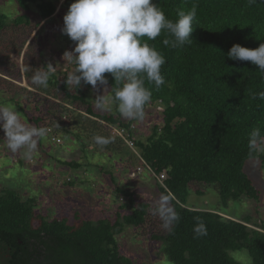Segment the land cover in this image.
<instances>
[{"label":"trees","instance_id":"16d2710c","mask_svg":"<svg viewBox=\"0 0 264 264\" xmlns=\"http://www.w3.org/2000/svg\"><path fill=\"white\" fill-rule=\"evenodd\" d=\"M14 1L23 13L9 19L0 11V96L17 106L21 99L27 100L29 110L35 111L31 122L43 120L54 135L76 132L82 147L126 153L127 168L147 167L156 180L164 173L166 178L162 183L157 180V186L165 204L142 201L134 190L116 187L121 203L112 217L70 221L39 213L34 200L1 190L0 264H136L117 247L115 237L124 226L160 243L159 251L172 264H239L229 252L241 249L252 264H264V224L186 206L191 187L198 195L205 187H214L224 208L244 197L259 199L244 165L264 148V139L253 145L250 136L259 128L264 137V100L258 96L264 92V74L248 61L228 60L227 53L234 44L255 49L264 43V0H152L172 21L194 5L197 14L192 43L166 46L163 40L171 37L165 31L154 40L142 38L166 61L161 66L165 84L157 89L154 83H144L150 101L165 104L162 125L144 142L133 139L131 126L137 120L124 119L118 111L114 115L96 111L86 100L83 81L79 88L69 85L66 73L58 79L42 61L40 23H33L26 12L35 4L41 22L47 24L58 5L52 0ZM72 2L62 0L59 7L66 14ZM39 68L49 74L46 88L31 82ZM103 75L114 99L122 84L109 73ZM110 126L126 128L135 150L113 136ZM94 136L110 143L97 145ZM173 213L179 219L164 228ZM200 223L206 236L194 231Z\"/></svg>","mask_w":264,"mask_h":264},{"label":"rangeland","instance_id":"374dc122","mask_svg":"<svg viewBox=\"0 0 264 264\" xmlns=\"http://www.w3.org/2000/svg\"><path fill=\"white\" fill-rule=\"evenodd\" d=\"M52 2L58 8L54 18L47 24L41 22L35 4H30L26 13L33 23H40L37 31L42 48V61L51 70V74L59 79L61 73L68 75L75 69L73 63L63 58V53L72 51L75 44L61 33L65 15L64 10L59 7L62 0ZM0 11L9 19L23 13L14 0H0ZM9 58L21 65V60L15 54H10ZM20 84L24 85L22 82ZM82 88L86 100L96 111L113 115L118 111V102L113 99L108 85L97 84L93 88L83 84ZM101 96L103 106L98 109L96 100ZM20 101L21 104L17 106L5 96H0V104L15 105L17 111L23 114L22 119L25 122L47 131L45 136L38 138L37 147L31 157L26 158L23 149L13 152L8 148L4 133L0 130V191L14 190L22 200H34L37 212L51 218L65 217L70 221L76 217L93 222L112 217L121 203L116 187L134 190L142 201L165 204L157 186L158 182L147 167L142 166L138 172L136 167H126V153L98 152L92 145L82 147V141L76 132L75 135L61 131L54 135L51 130L53 128L49 130L43 120L37 124L31 122L30 118L35 111L29 110L27 100L23 98ZM164 110V103L148 102L143 118L134 122L133 138L146 141L153 129L162 125ZM54 136L59 137L61 142L52 140ZM244 172L256 187L258 200L244 197L230 201L224 208L214 187H205L201 195L196 194L191 187L188 190L186 206L222 212L223 216L238 220L248 218L252 225L264 224V148L257 151V158L245 162ZM131 173H134V177ZM146 235H138L134 228L124 226L122 233L115 237L120 253L136 264H169L170 261L159 251L161 244L151 241ZM244 252L249 257L245 249L230 251L229 255L239 264H245L244 258L238 255Z\"/></svg>","mask_w":264,"mask_h":264},{"label":"clouds","instance_id":"9594fccd","mask_svg":"<svg viewBox=\"0 0 264 264\" xmlns=\"http://www.w3.org/2000/svg\"><path fill=\"white\" fill-rule=\"evenodd\" d=\"M249 3H255V0H249ZM196 14L197 7L194 5L187 12H178L177 20L172 21L152 0H74L63 16L61 28V33L75 44L72 51L63 53V58L75 65L66 83L79 88L83 81L96 88L97 84L108 83L103 74L109 73L117 83L122 84L114 92L119 114L129 120L142 119L144 106L151 99L150 90L144 86L145 80L154 83L157 89L164 85L161 66L166 62L164 56L142 38L154 40L165 31L171 37L163 40L166 46L176 48L192 43L190 36ZM227 59L248 61L264 74V43L255 49L234 44L227 53ZM48 79V72L39 68L35 70L31 82L46 88ZM258 96L264 100V92L258 93ZM97 98L96 107L99 109L103 106V97ZM22 115L15 105L0 104V130L8 148L13 152L23 149L25 157L30 158L38 138L45 136L47 129L28 124ZM56 126L59 127L58 124ZM250 136L253 145L258 139H264L259 128L254 129ZM93 139L101 146L110 143L102 136H94ZM178 219L173 213L163 227L169 228L171 220ZM194 231L197 236L207 235L203 223L198 224ZM238 255L244 258L245 264H251L246 252Z\"/></svg>","mask_w":264,"mask_h":264},{"label":"built area","instance_id":"2783aa9c","mask_svg":"<svg viewBox=\"0 0 264 264\" xmlns=\"http://www.w3.org/2000/svg\"><path fill=\"white\" fill-rule=\"evenodd\" d=\"M134 124L131 126V129H133L134 131ZM50 130V129H49ZM109 130H110V133L113 135V136H116V137H120L124 142L125 144L132 148L133 149V142L131 140V135H130V132L124 128V127H118V126H110L109 127ZM133 135V134H132ZM134 139V138H133ZM52 140H54L56 143H60L61 140L59 137H56L54 136L52 138ZM135 150V149H133ZM138 172L141 171V167H137L136 169ZM131 176L134 177V173H131ZM166 178V175L164 173H161L158 177H157V180L162 183L163 180Z\"/></svg>","mask_w":264,"mask_h":264}]
</instances>
